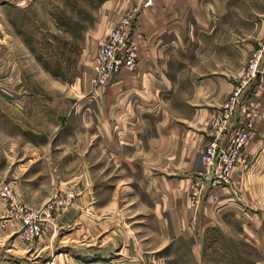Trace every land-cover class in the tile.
I'll list each match as a JSON object with an SVG mask.
<instances>
[{
  "label": "crops",
  "instance_id": "obj_1",
  "mask_svg": "<svg viewBox=\"0 0 264 264\" xmlns=\"http://www.w3.org/2000/svg\"><path fill=\"white\" fill-rule=\"evenodd\" d=\"M151 1V6L144 7L142 0H104L86 30L80 51L84 67L80 81L68 88L54 81H47V87L36 83L48 97L22 96L21 115L16 117L17 123L13 122L17 132L3 129L0 138L6 145L3 153L17 154L15 161L24 158L23 164L28 163L25 169L39 161L38 155L57 150L52 139L77 116L84 123L79 134L86 138L88 102L83 93L91 89L90 66L96 42L121 16L131 15V31L141 36L136 65L132 72L121 70L111 83L95 93L92 117L101 139L98 150L112 155L113 170L121 169L139 180L152 203L144 207L145 211L149 207L157 225L152 228L129 221V226L113 227L127 237L106 247L104 241L97 242L100 258L89 256V247L83 242L73 250L72 239L69 245L64 241V254L55 253L53 230L24 247L33 259L40 253L49 254L53 248L51 260L58 264L76 257L79 264H149L146 246L150 234L160 250L178 237L189 238L191 231L185 227L189 218L196 221L195 228L201 232L206 226L205 213L210 219L227 214L241 221L249 218L259 241L264 240V94L258 89H248L243 95L257 116L228 183L212 188L204 180L197 201L193 203L189 197L191 183L203 171L200 151L212 141L209 122L220 112L245 59L264 34V19L256 17L262 12L242 17L236 11L241 6L249 10H261V6L253 8L245 0ZM8 40L6 34L0 38V42H5L0 47L4 48L0 54L1 89L24 90L21 77L25 63L28 64L24 60L28 51L19 36L13 35L11 45ZM13 42L15 55L11 56ZM33 69L35 73L43 72L38 63ZM63 137L70 138L68 134ZM81 147L84 149L80 152H88L86 145ZM113 176V195H119L123 186L130 189L129 181ZM75 224L66 226L69 230L65 237L73 236ZM77 226L82 229V223ZM61 229L62 226L57 228ZM15 246L14 250L24 251L22 245ZM110 249L118 251V257L105 261L103 252L107 250L109 254ZM9 251L0 248V264H7Z\"/></svg>",
  "mask_w": 264,
  "mask_h": 264
},
{
  "label": "rangeland",
  "instance_id": "obj_2",
  "mask_svg": "<svg viewBox=\"0 0 264 264\" xmlns=\"http://www.w3.org/2000/svg\"><path fill=\"white\" fill-rule=\"evenodd\" d=\"M103 1L25 0L20 2L19 0H0V38L5 34L9 35L8 42L11 45L10 40L13 35H17L22 39L28 51V56L24 59L28 60V64L25 63V72L21 77V86L23 85L25 89L4 90L0 85L1 133L3 129L17 132L13 122L17 123L18 118L16 117L21 115L20 99L22 96L48 97L47 92L44 93L36 83L47 87L49 86L47 81H54L57 85L68 88L72 83L80 81L84 72L80 51L85 42L86 30L94 20ZM245 1L253 4V8L256 5L261 6V10H249L246 6H241L236 11L238 16L243 17L248 13L258 11L262 12V15L256 17L264 19V0ZM263 38L264 34L261 40ZM261 40L255 42L254 49L245 59L242 71L235 79L233 89L242 82L252 54ZM4 41L6 42L7 39L4 38ZM5 42H0V47L1 44L5 45ZM14 46L13 42V49L9 50L11 56L15 55ZM11 51L14 52L11 53ZM37 63L43 72L35 73L33 66ZM96 92L90 89L86 94L83 93V98L88 102L86 107L87 137L84 138L83 133L79 134L83 131L81 127H84V123L79 121V116L73 118L65 130L59 131V137L57 135L52 139L51 144L58 146L57 150L50 154L38 155L39 161L29 169H25L28 163L23 164L24 158L15 161L17 154L6 156L3 153L2 150L5 151L4 146L6 145L0 138V191L3 188L8 189L18 207L36 209L39 213H50L49 232L56 231L54 235L56 244L53 246L56 249L55 253L64 254L65 249L62 247L64 241L66 245L67 243L69 245L72 239L70 245L73 250L78 249L80 243L83 242L89 247L87 249L89 256L97 255V258H100L99 251L96 250L97 242L104 241L106 247L111 246V243H120L127 237L125 234L118 233L117 229L114 231L113 227L129 226V221L138 226H152L153 228L157 225L153 217L154 213H150L149 207L145 211L144 207L152 203L148 201L139 180L133 175L127 176V172L121 169L113 170L112 155L102 153L97 148L101 139L97 134L95 120L92 117V101L96 97ZM71 97L74 96L71 95ZM65 134H68L70 138H64ZM27 139L32 141V137ZM85 145L88 152H80L81 146ZM113 174H116V179L120 178L123 182L129 181L130 189H125L123 186V189L120 188L119 195H113ZM189 197L192 201L191 193ZM23 198H29V200L26 201ZM14 209V203L0 197V248L2 250L11 249L6 259L7 264H45L50 261L53 248L49 254L40 253L36 259L25 252L24 247L29 243H36L38 239L31 242L22 240L19 225L9 219ZM62 215L66 218H60ZM205 215L207 219L204 224L206 226L201 232H197L195 228L196 221L189 218L185 225L191 231L189 238L178 237L160 250L157 248L159 243L154 239L153 234H150V243L146 246V252H149L148 263L264 264V240L259 241V235H256L255 227L251 225L249 218L241 221L240 218L227 214L220 215L217 219H210L206 213ZM77 223H82V229L77 228ZM71 224L76 225L72 231L74 234L72 237H65L64 235L69 230L66 226ZM61 226L62 229L58 231L57 228ZM6 231L9 232L5 233ZM10 233L12 234L8 235ZM61 237L63 239L58 243ZM256 238H258L257 241ZM15 243L20 247L22 245L24 251L14 250ZM106 251L103 252L105 261L118 257L116 254L118 251L114 252L110 249L109 254ZM76 258L67 263L79 264V259Z\"/></svg>",
  "mask_w": 264,
  "mask_h": 264
},
{
  "label": "built area",
  "instance_id": "obj_3",
  "mask_svg": "<svg viewBox=\"0 0 264 264\" xmlns=\"http://www.w3.org/2000/svg\"><path fill=\"white\" fill-rule=\"evenodd\" d=\"M142 1L144 7L152 4L151 0ZM132 21L133 18L129 14L121 16L108 32L97 40L89 77V85L93 91L105 88L121 70L133 71L137 60V43L141 36L131 31ZM248 89H258L264 94V38L252 54L242 82L228 95L220 112L209 122L212 141L200 152L203 171L195 176L190 185L193 202L199 198L204 180L212 188L228 183L231 171L248 142L252 121L257 116L243 97ZM232 123L235 126L232 127ZM0 197L14 203L15 209L9 219L19 225L23 241L31 242L49 233L50 213L18 207L6 188L0 191ZM45 264L58 263L50 260Z\"/></svg>",
  "mask_w": 264,
  "mask_h": 264
}]
</instances>
